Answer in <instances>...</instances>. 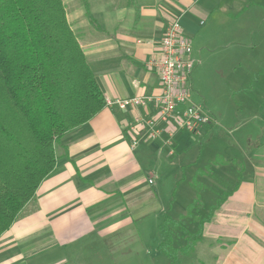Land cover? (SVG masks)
I'll return each mask as SVG.
<instances>
[{"label": "crops", "instance_id": "crops-1", "mask_svg": "<svg viewBox=\"0 0 264 264\" xmlns=\"http://www.w3.org/2000/svg\"><path fill=\"white\" fill-rule=\"evenodd\" d=\"M222 1L85 0L97 27L90 24L82 0L63 4L104 98L124 99L156 91V72L146 65L157 57L165 28L179 20L190 38L196 32L193 18L208 19ZM258 1L264 8V0ZM247 2L250 8L256 4ZM247 31L259 30L249 24ZM257 60L264 65L263 58ZM255 72L251 79L260 86H252L250 95L238 94L231 121V108L209 112L217 133L211 136V130L202 147L178 133L174 156L160 141L146 138L130 149L127 128L135 117L150 115L151 108L105 107L67 133L56 148L55 169L1 236L0 264H45L36 256L50 254L55 255L50 264H84L88 252L93 255L85 258L89 264H143L150 243L152 264H168L156 250L163 215L182 216L197 197L210 208L223 194L225 200L203 225L201 240L177 264H264V79ZM213 142L219 149L204 153L203 144ZM151 220L155 231L147 237L145 223Z\"/></svg>", "mask_w": 264, "mask_h": 264}, {"label": "trees", "instance_id": "trees-1", "mask_svg": "<svg viewBox=\"0 0 264 264\" xmlns=\"http://www.w3.org/2000/svg\"><path fill=\"white\" fill-rule=\"evenodd\" d=\"M82 1L90 24L97 27ZM104 108L105 98L67 21L63 0H0V237L55 169V145ZM213 128L211 121L197 136L178 133L202 147ZM226 196L216 200L180 248H173L168 230L177 221L163 215L156 250L168 264L192 252L204 223ZM198 200L187 207L186 215Z\"/></svg>", "mask_w": 264, "mask_h": 264}, {"label": "rangeland", "instance_id": "rangeland-1", "mask_svg": "<svg viewBox=\"0 0 264 264\" xmlns=\"http://www.w3.org/2000/svg\"><path fill=\"white\" fill-rule=\"evenodd\" d=\"M247 1L249 0H223L220 6L213 11L208 19L193 18L196 32L190 35L192 46L190 58L194 62L190 79L192 101L213 115H216L215 110L219 108L227 110L231 108L229 110V112L232 111L230 121L234 115V105L238 103L240 98L238 94L243 95L244 92V94L250 95L248 91L252 86H260L261 82L259 83V81H256L254 83L251 79L253 77L251 74L252 71L255 70V73L260 74L261 80L264 79V65H260L257 60L262 58L264 60V8H259L258 4L260 2L258 0H253L256 4H254L252 8L247 7ZM236 15L237 17H235ZM201 21L204 23L203 26H200L199 22ZM249 24H253V27H257L259 31L249 33L247 31ZM239 42H241V47L237 45ZM245 45H247V47ZM251 59L254 60L251 62ZM216 133L217 128L213 129L210 135L214 136ZM59 145L60 142L55 145V150ZM219 146L222 147L221 145ZM203 148L202 151L204 153L208 151L214 152L216 149H219L215 142L208 146L203 144ZM130 149H132L131 144ZM199 173L202 172L199 171ZM166 185L169 186L170 184L166 183ZM166 192L167 190L164 191V200L166 199ZM173 193L172 199L177 197V192L175 190ZM178 194L182 195L181 192ZM30 201L25 207L28 206ZM198 201L199 203H196L198 205L189 210L187 215L185 212V214H183L184 216L181 218L175 217L177 224L173 229L170 227L168 228L173 234L174 249L185 245L186 241H178L179 237L183 236L184 233H195L197 231L198 222L206 217L209 208L203 206L202 200V203L200 199ZM169 202L170 201L166 204H169ZM176 209L177 208L174 209L175 212ZM192 222H195L196 225L190 226ZM145 228L149 230L147 232V237L152 236L155 231L154 221H147L145 223ZM82 246H80V248H82ZM137 247L141 251L139 244H137ZM151 248L152 244L150 243L147 247L149 254L145 253L146 261L144 256L141 257L143 264H152L154 258L152 255L155 250ZM54 256V254L48 256L38 255L36 259L44 263L45 260H47L45 264H50L55 260V258L52 259ZM73 258L76 257L72 256L70 260ZM85 258L92 259L93 255H91V252H88L84 254V257L82 256L84 264H89L92 261L87 262ZM99 258L105 260L102 258V255H99ZM74 262H76V260H73V263Z\"/></svg>", "mask_w": 264, "mask_h": 264}, {"label": "built area", "instance_id": "built-area-1", "mask_svg": "<svg viewBox=\"0 0 264 264\" xmlns=\"http://www.w3.org/2000/svg\"><path fill=\"white\" fill-rule=\"evenodd\" d=\"M191 41L186 36L178 20L169 24L158 43V55L147 63L158 78L157 89L148 96H134L124 99H105V107L120 110L152 109L147 117H135L127 128L131 148L134 149L142 139L160 141L170 149L175 135L184 131L194 136L213 121L212 115L192 101L191 73L194 62Z\"/></svg>", "mask_w": 264, "mask_h": 264}]
</instances>
